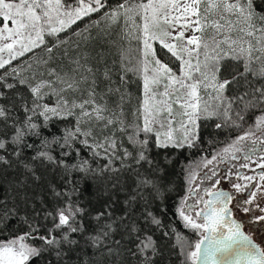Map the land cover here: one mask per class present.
Instances as JSON below:
<instances>
[{"label":"snow or ice","instance_id":"obj_1","mask_svg":"<svg viewBox=\"0 0 264 264\" xmlns=\"http://www.w3.org/2000/svg\"><path fill=\"white\" fill-rule=\"evenodd\" d=\"M0 70V264H264V0H0ZM193 149L189 241L149 209Z\"/></svg>","mask_w":264,"mask_h":264},{"label":"trees","instance_id":"obj_2","mask_svg":"<svg viewBox=\"0 0 264 264\" xmlns=\"http://www.w3.org/2000/svg\"><path fill=\"white\" fill-rule=\"evenodd\" d=\"M110 2L115 3V0H110ZM98 17L94 14L91 17V20H96ZM91 21L85 17L82 21H78L77 24L72 26V30L68 32V36L72 39H75V37H72V31L74 30H82L85 28L86 25H88ZM61 37H64V34H61ZM37 53L40 54V50H37ZM30 54H26L25 57H20L16 61H13V66L20 65L21 68L24 67L25 61L28 60V56ZM163 58V57H162ZM3 70H0L2 72ZM129 90L133 93V95L139 94L138 87L133 84L130 86ZM251 118H249V121ZM217 121H209L208 128L203 132V135L205 137V140H216L217 143L214 144L212 147H209L207 144L204 145L205 151L203 154H209L213 148L216 146L222 144L226 140L230 139L234 135L238 134L243 129H235V130H228L227 132H223L221 130H215L213 127V124ZM58 127H63V125H58ZM35 139V138H33ZM31 142V141H30ZM202 154L200 149H193V150H187L185 153H182L179 155V161L178 165L174 168L173 174L171 176L172 179V185L170 186L171 190L166 193V198L163 200V202L157 200L155 203H153L149 210L153 211L158 218L161 219L162 223L166 226L174 227L178 232H180L187 240L194 241L197 239V236L192 233L190 229H186L183 227V222L179 219V217L176 215V206L179 203V200L181 196L183 195L185 191V181H184V174L182 172V169H184L185 164L192 159L193 157ZM102 162V161H101ZM123 199V197H121ZM142 211L141 206H137L136 208V215L139 217V213ZM117 214L119 215V206ZM141 226L143 227V221H140ZM167 230V229H165ZM152 232L155 233V238L160 239L161 237V230L156 229L155 226H152L151 229ZM119 238V237H117ZM160 243L164 246V255L168 257L166 264H179V261L176 260L175 255L169 256V250L172 248L174 244H176V238L174 236H170L165 239H160Z\"/></svg>","mask_w":264,"mask_h":264},{"label":"rangeland","instance_id":"obj_3","mask_svg":"<svg viewBox=\"0 0 264 264\" xmlns=\"http://www.w3.org/2000/svg\"><path fill=\"white\" fill-rule=\"evenodd\" d=\"M4 55H5V58H7V54L5 53ZM249 122H251V120H250ZM243 130H244V129H243ZM243 130H242V131H243ZM242 131H240V132H239L238 134H236V135L241 134ZM236 135H234L233 137H231L230 139L226 140V141L223 142L222 144H220V145L216 146L215 148H213L212 151H211L209 154H203V155H206V156H208V158H210L211 154H212L214 151H219L220 148H222L225 144H227L228 142H230V140H231L232 138H234ZM201 157H202V154L193 157L192 159H190V160L185 164L184 168H192V169H195V170L197 171V173H198V177H197V181H196V182H199V183L201 184V188H202L203 186H206V184H207V185L211 184L212 181H201V180H200V177L203 175V173L208 171L207 168H203V167H199V168H197V165L201 163ZM214 164L216 165V164H218V163H217V162H214ZM211 167H213V165H209V168H211ZM216 167H218V175H219L220 172H224V171H221L220 166H216ZM214 179H215V178H214ZM184 181H185V176H184ZM226 184H228L227 181H222V184H221V185H226ZM193 187H195V183L193 184ZM200 190H201V189H198L197 191H200ZM228 190H230V187L228 188ZM186 191H187V185H186V182H185V191H184L183 195L181 196V198H182L183 196L186 195ZM181 198H180V199H181ZM193 199H194V198H193ZM179 201H180V200H179ZM189 201H192V200H189ZM240 216H241V215H240Z\"/></svg>","mask_w":264,"mask_h":264},{"label":"flooded vegetation","instance_id":"obj_4","mask_svg":"<svg viewBox=\"0 0 264 264\" xmlns=\"http://www.w3.org/2000/svg\"><path fill=\"white\" fill-rule=\"evenodd\" d=\"M255 159V158H254ZM233 163H237V162H233V161H226L224 164H216V166H220L221 171H225L227 168L231 167ZM254 167V164H253ZM218 168V167H217ZM240 171L244 172L247 175H255V173H258L260 171V169H255V172H253L251 169H240ZM234 179V178H233ZM207 186V184H206ZM204 187V186H203ZM202 187V188H203ZM218 187H222L225 190H228V188L230 187L229 183L226 185H219ZM201 188V189H202ZM201 191V190H200ZM207 198V197H206ZM192 201H189V203H191ZM261 213L256 212L255 215H260ZM239 219L243 220L245 223V227H244V231L247 233H252L253 234V238L257 240V242H260V239L262 238H258L255 235V229L254 226L252 224H250L248 222V218L247 216H244L243 214H241V216H239Z\"/></svg>","mask_w":264,"mask_h":264}]
</instances>
